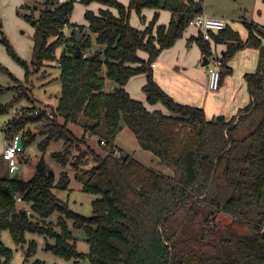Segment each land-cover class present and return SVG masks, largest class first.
I'll list each match as a JSON object with an SVG mask.
<instances>
[{
  "label": "trees",
  "instance_id": "1",
  "mask_svg": "<svg viewBox=\"0 0 264 264\" xmlns=\"http://www.w3.org/2000/svg\"><path fill=\"white\" fill-rule=\"evenodd\" d=\"M78 2L85 6L96 2L106 9L85 10L87 26L70 24L74 0H45L41 9L23 15L34 30L29 62L0 31L8 54L24 70L25 83L46 62L57 61L61 85L57 105L50 110L52 119L46 110L35 114V108L24 107V114L11 118L5 131L7 136L22 132L19 152H24L35 140L24 128L44 120L38 149L43 152L50 143L62 141L63 148L52 153L53 159L73 170L83 192L98 197L91 202V216L70 210L54 193L68 189L67 171L56 179L45 170L42 158L29 180L0 175V264H10L13 257L1 241L4 230L21 247L27 233H36L52 239L56 256L91 264H264V27L244 21L245 40L227 24L210 33L213 45H226L220 57L221 82L231 71L228 62L240 50H258V64L253 73L244 75L249 104L230 119H208L202 108L180 104L164 92L151 67L183 35L189 20L203 12L194 9L195 0H129L127 6L118 0ZM143 9L154 10V15L140 30L131 25L129 16L135 11L143 17ZM161 10L171 14L167 25H156ZM180 15L183 19L178 22ZM68 25L74 29L66 39L63 29ZM194 40L209 59L212 42L202 34ZM64 43L57 57L56 50ZM139 51L148 54L146 61ZM138 74L146 76L142 87L146 101L162 104L172 115L148 111L132 99L124 87ZM106 79L115 86L109 92L104 91ZM9 106L0 103V116L8 113ZM70 123L81 127V137L68 128ZM124 126L143 150L172 169V176L147 167L116 145ZM91 136L97 137L103 155L88 146ZM16 196L30 213L19 207ZM54 213L59 214L55 223L49 221ZM221 214L248 232L230 229L212 241ZM68 221L83 230L88 253L76 252ZM35 252L36 243L28 242L24 257Z\"/></svg>",
  "mask_w": 264,
  "mask_h": 264
},
{
  "label": "rangeland",
  "instance_id": "2",
  "mask_svg": "<svg viewBox=\"0 0 264 264\" xmlns=\"http://www.w3.org/2000/svg\"><path fill=\"white\" fill-rule=\"evenodd\" d=\"M120 3H126L128 0H118ZM45 0H0V31L8 38L10 44L18 55L30 61L32 48V29L26 22L23 15L32 9H41ZM60 2V1H59ZM258 0H203L204 11L207 14H215L218 11L228 14V17H248L251 20L252 14H258L257 6ZM207 3V4H206ZM23 7V8H22ZM22 8V9H21ZM86 6L75 2L73 12L71 15L74 23L84 22V10ZM35 11L36 16L38 11ZM148 13L145 17H140L136 13H131L129 19L136 27L149 24L152 20V14ZM156 25H162L160 16ZM147 24V25H148ZM1 37V35H0ZM214 47V46H213ZM96 47H94L95 49ZM13 78V79H12ZM60 93L59 68H45L40 69L34 73L28 83H25L24 70L11 58L8 54L4 44L0 39V103L3 105H10L8 113L0 116V154L6 144L10 142L11 135H6V124L13 118L24 114L22 108L33 107L38 111H50L52 107L57 105L56 96ZM49 109V110H47ZM45 124V123H44ZM44 124H30L26 126L23 132H28L35 136V140L30 144L24 152H19L17 155V167L14 173L8 171V166L3 159H0V175H6L11 178L20 180H29L35 171V166L43 159L44 167L47 172H51L58 179L60 173L67 168H63L52 157V153L61 151L63 148L62 141H54L48 145L45 151H40L37 147L38 143L43 139L40 135V127ZM76 137L82 136V131L79 126L75 124L70 125ZM20 134L22 132H19ZM22 135V134H21ZM88 146L94 151L103 155V149L98 145L94 138L87 139ZM84 149V147H82ZM72 153H76L72 149ZM74 154L71 155L73 157ZM69 185L67 190L54 189V193L60 200L67 203L70 210L83 216H91L92 207L91 202L98 197V195L86 193L82 191L81 183L75 178L73 170L68 168ZM59 214L54 213L49 217V221L55 223ZM217 231L211 236L212 241H217L221 234L227 230H234L236 232H248L245 226H235L231 224V218L225 214L218 216L216 220ZM68 226L71 230L73 241L76 246V252L86 254L89 251V245L85 241L84 232L82 229H75L72 227V222L68 221ZM26 244L23 247L17 245L8 230L1 233V241L3 244L11 249L13 253L10 264H35L39 261L41 264H91L86 260L80 259H65L56 256L48 244H52V239L46 238L43 235L36 233H27L25 236ZM34 241L36 243V252L33 256L24 257V251L27 243ZM53 245V244H52Z\"/></svg>",
  "mask_w": 264,
  "mask_h": 264
},
{
  "label": "crops",
  "instance_id": "3",
  "mask_svg": "<svg viewBox=\"0 0 264 264\" xmlns=\"http://www.w3.org/2000/svg\"><path fill=\"white\" fill-rule=\"evenodd\" d=\"M124 5L127 6L126 3H124ZM257 6L259 7V10H256L258 14L253 13L251 20H249L248 17H245L246 15H244L243 17H228V14L221 13L219 11L215 14L208 15L224 19L226 24L229 25L234 31H237L240 37L245 40L247 37V30L243 24L244 21L252 22L264 27V0H258ZM87 9L93 11L94 13H98L100 9H106V6L93 2L90 5L86 6L85 10ZM202 10L204 13H206L204 11L203 3ZM110 11L114 15L117 14L115 9H110ZM147 12H149L148 18L152 13L153 17L154 10L152 9H143L142 16L145 17ZM131 13H135V11H131ZM159 16L161 20L160 24L162 25H167L171 19L170 12L165 10H161L159 12L158 19ZM132 20L133 19L131 18L130 23L132 22ZM70 24L87 26V21L84 19V22L82 23H74L72 21V18L70 17ZM147 24H144L141 27H136L131 23L133 27L140 30H143L147 26ZM31 29L33 34L34 30L32 27ZM73 29L74 28L69 25L63 29V33L66 39L71 37ZM86 30L88 32V28H86L84 32H86ZM198 35V29L194 27H187L183 32V35L176 40L172 47L165 49L160 53V55L154 61L155 66H151L154 80L164 92H166L174 99V101L180 104L202 108L208 119L216 116H224L226 119H230L231 117L236 116L238 111L247 106L250 102V96L246 87V83L244 81V75L246 73H253L256 70L258 64V50L246 48L238 51L228 62L227 66L231 69L230 73L224 77L221 82L220 88L216 91H212L209 88V74L207 72V68L206 66H202V53L196 41L194 40ZM64 46L65 43L57 48V57L60 56ZM94 47L97 48L98 46ZM214 47L217 53L222 54L226 48V45L223 43H219ZM138 55L140 59L144 61L148 59V54L144 51H139ZM46 67L59 68V65L57 61H52L46 62L45 68ZM105 74L106 70L104 68L101 72V76L105 77ZM145 83V74H138L131 77L124 88L132 97V99L142 102L148 111L159 110L166 115H172V113L167 110L162 104L156 103L151 105L146 101V96L142 91V87ZM114 87L115 86L106 79L104 91L109 92ZM59 95L56 96L57 101ZM71 124L72 123L68 124V128L72 131V129L70 128ZM90 138L96 139L98 143V139L96 136H91L88 139ZM115 143L123 151H125L134 159L146 165L147 167L153 168L166 176L173 175L172 169L160 164L159 159L156 156H154L149 151L143 150L140 147L136 140V137L126 126H124L122 130L117 134ZM1 156L2 155L0 154V159H2ZM67 171L69 170L67 169ZM18 205L22 209L29 208L25 202L18 203Z\"/></svg>",
  "mask_w": 264,
  "mask_h": 264
},
{
  "label": "built area",
  "instance_id": "4",
  "mask_svg": "<svg viewBox=\"0 0 264 264\" xmlns=\"http://www.w3.org/2000/svg\"><path fill=\"white\" fill-rule=\"evenodd\" d=\"M60 2L68 0H59ZM78 2L79 0H74ZM200 2V0H195V3ZM226 22L224 19L208 15L204 12L194 15L188 23V27H194L199 30V34H202L204 40L212 42V53L213 55L209 58V63L206 65L207 72L209 74V88L212 91H216L220 88L221 85V72H222V61L220 59L221 54L217 53L215 50V45H213V39L210 35L211 32H218L224 29ZM87 32V30H86ZM88 55L87 52L84 53V57ZM155 66V63H152V67ZM35 114H38V111H35ZM46 115L48 118L52 119L54 114L51 111H47ZM45 121L42 120L39 124H44ZM1 132V131H0ZM22 139L20 133L14 134L10 142L5 145L1 155L8 166V171L14 173L17 167V154L20 151L18 147L19 140ZM103 143V142H102ZM17 203H23V200L20 196H16ZM27 213H30L28 209H25Z\"/></svg>",
  "mask_w": 264,
  "mask_h": 264
},
{
  "label": "water",
  "instance_id": "5",
  "mask_svg": "<svg viewBox=\"0 0 264 264\" xmlns=\"http://www.w3.org/2000/svg\"><path fill=\"white\" fill-rule=\"evenodd\" d=\"M194 9L195 10H202V3L201 2H197L195 3L194 5ZM183 19V15H180L179 18H178V22H180L181 20ZM76 34H77V38L79 39L80 38V31L77 29L76 31ZM79 47L76 46L75 50H74V56L75 57H78L79 55ZM209 63V59L206 58V57H203V60H202V66H206L207 64ZM22 145H23V142H22V139L19 140L18 142V147L20 148V150L22 149ZM125 156L122 155V158H124ZM224 239V238H223ZM49 245V248L52 249L53 245L52 244H48Z\"/></svg>",
  "mask_w": 264,
  "mask_h": 264
}]
</instances>
